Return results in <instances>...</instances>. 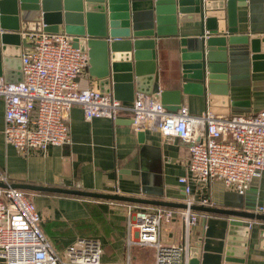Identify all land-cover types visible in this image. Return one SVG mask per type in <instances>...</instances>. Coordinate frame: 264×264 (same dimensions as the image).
<instances>
[{
    "label": "crops",
    "instance_id": "obj_1",
    "mask_svg": "<svg viewBox=\"0 0 264 264\" xmlns=\"http://www.w3.org/2000/svg\"><path fill=\"white\" fill-rule=\"evenodd\" d=\"M152 7L153 3L150 0H128L130 15L141 21H146L150 16ZM166 27L174 30L176 35L167 32L169 35H155L148 39V41H154L153 52L160 90H177L181 83L198 85L199 82L195 80L183 79L180 39L199 37L201 34L200 23L180 22L177 16L176 25ZM260 27L263 25L261 24ZM242 30L248 32V28L245 26L242 27ZM59 32L65 33L64 25L59 26ZM1 33L9 34L11 32L3 31ZM19 36L22 41L24 39L23 31H20ZM71 36L74 39L78 37ZM25 50L26 48H22L21 53L23 54ZM76 83L79 89L90 88L100 91L99 81L90 74L89 62L87 69L76 80ZM228 83V112L225 115H214L224 117L231 115L254 116L264 112V72L253 71L251 66L248 68L239 66L233 70ZM137 93L135 91L132 93L131 101L117 100L131 104L139 95ZM180 106H185L189 114L193 116L202 115L206 111L212 113V108L207 100L203 96L195 94L185 96L181 92ZM220 109L223 108H214L216 111ZM67 122L70 137L68 145L50 147L45 153L30 151L27 156H22L4 142V103L0 99V172L6 174L10 185L25 184L79 190L182 205L188 199L192 201L193 205H201V199L206 198L209 200V205L206 207L218 209H230L227 207L237 203L236 200L240 197L244 202L253 203L256 206L263 199L264 178L254 180L242 196L226 189L220 181H212L206 185L198 184L187 169L188 144L177 137H164L155 131L136 132L133 130L130 116L127 114L120 115L115 121L109 119L87 121L82 109L79 106H74L69 112ZM180 178L187 179V185L190 188L189 195L184 193L183 186L178 183ZM26 192L40 213L42 228L43 220L46 218L49 222L64 223L72 231L73 227H76L75 225L94 223L92 218L94 207L91 204H98V209L110 230L108 241L104 238L106 236L99 240L102 247L103 245L110 247L113 252V255L108 258L106 250L103 248L102 263L122 264L124 262L128 206L126 203L93 201L92 199L87 200L44 191ZM173 210H175L174 219L164 223L161 227L160 239L166 245L182 244L186 237L184 221L179 215L180 209ZM199 215L198 224L188 229L187 240L190 250L199 245L196 257L200 264H239L225 261L224 248L219 249V243L223 242L220 239V234L224 229L222 226L224 221L228 222L235 218L206 215L208 224H206L207 228H204L201 226L204 214L199 213ZM244 222H248V220H244ZM249 224L247 246L243 249L236 248L235 253L243 258V262L240 264H264V222L249 221ZM59 238L63 239L62 241L66 240L65 244L68 246L73 239L77 238V233H72L69 236L63 235ZM135 249L134 247L131 251L132 264H135L133 262ZM153 263L154 249L152 248V255L147 258L146 264ZM0 264L5 263L0 261Z\"/></svg>",
    "mask_w": 264,
    "mask_h": 264
},
{
    "label": "built area",
    "instance_id": "obj_2",
    "mask_svg": "<svg viewBox=\"0 0 264 264\" xmlns=\"http://www.w3.org/2000/svg\"><path fill=\"white\" fill-rule=\"evenodd\" d=\"M29 45L21 56L22 81L6 84L0 77V99L4 103L3 138L6 145L27 156L45 153L50 147L70 143L68 116L79 106L87 121L117 120L130 116L136 132L155 131L177 137L189 145L188 172L200 185L220 181L224 187L244 195L256 179L264 178V112L254 116H216L209 111L190 115L185 106L168 111L159 101L139 94L131 104L122 103L95 89H79L76 80L88 67V56L74 48V37L63 32H23ZM178 183L184 193L186 178ZM0 261L5 264H103L101 241L93 236L77 237L56 250L42 229V218L30 195L10 187L0 172ZM201 206L209 200L202 198ZM185 205L192 206L191 200ZM255 213L264 215V195ZM186 230L182 244L161 242V227L174 219L175 210L165 207L128 205L126 212V258L131 249H154L153 264H189L188 229L199 222V213L180 210Z\"/></svg>",
    "mask_w": 264,
    "mask_h": 264
},
{
    "label": "water",
    "instance_id": "obj_3",
    "mask_svg": "<svg viewBox=\"0 0 264 264\" xmlns=\"http://www.w3.org/2000/svg\"><path fill=\"white\" fill-rule=\"evenodd\" d=\"M150 1L153 3L150 16L141 21L130 15L128 0H0V31L11 32H0V77L6 84L22 81L21 50L29 45L25 39L20 40V31L57 33L59 26L64 25L66 34L78 36L73 46L87 54L90 74L99 81L101 93L131 101L135 91L172 111L181 104V92L185 96L195 94L207 100L213 114H227L228 79L233 70L251 66L253 71L264 72V0ZM177 16L180 22H199L201 26L199 37L180 39L183 79L199 84L181 83L177 90L161 91L154 41L148 39L167 32L176 35L166 26H175ZM244 26L248 32L242 30ZM216 107L223 109L216 111ZM10 187L82 199L189 209L204 214L201 221L204 228L208 224L206 215L235 218L224 221L219 249L224 248L225 261L239 264L243 258L235 252L236 248L247 246L249 221L264 222V215L255 213L256 204L244 202L241 197L227 207L230 209H218L25 184ZM198 246L190 250V264H200L196 257Z\"/></svg>",
    "mask_w": 264,
    "mask_h": 264
},
{
    "label": "rangeland",
    "instance_id": "obj_4",
    "mask_svg": "<svg viewBox=\"0 0 264 264\" xmlns=\"http://www.w3.org/2000/svg\"><path fill=\"white\" fill-rule=\"evenodd\" d=\"M127 205H132V204H127ZM91 206L94 207L93 208L94 214H99L100 217L97 218L96 216L94 223H82L80 224L81 226L75 225L76 227H73V231L72 229L68 228L64 223H60L59 221L49 222L48 218L43 220L42 229L56 250L59 251L63 249L64 247H66V244H65L66 240L62 241L63 239L60 240L59 237H62L63 235L69 236L72 233H77V237L94 236L100 240L104 236H106L104 238L105 240L108 241L109 233H110L109 226L106 224V220L104 219L101 211L98 209V204H91ZM75 239H73V241ZM103 248L106 250V255H108V258H110L111 255H113V252H111L110 247H106L103 245ZM135 248L136 249L133 254L134 255L133 262L135 264H146L147 258H150L152 255V248L145 247V246H136ZM131 257H132V254H131Z\"/></svg>",
    "mask_w": 264,
    "mask_h": 264
},
{
    "label": "trees",
    "instance_id": "obj_5",
    "mask_svg": "<svg viewBox=\"0 0 264 264\" xmlns=\"http://www.w3.org/2000/svg\"><path fill=\"white\" fill-rule=\"evenodd\" d=\"M82 199V198H81ZM87 200H91V199H87ZM93 201H98V200H93ZM92 214L94 215H92V218H93V220H95L96 219V216H97V218H99L100 217V215L99 214H94L93 212H92ZM79 226H81V225H79Z\"/></svg>",
    "mask_w": 264,
    "mask_h": 264
}]
</instances>
